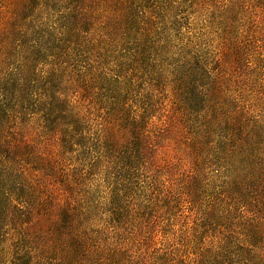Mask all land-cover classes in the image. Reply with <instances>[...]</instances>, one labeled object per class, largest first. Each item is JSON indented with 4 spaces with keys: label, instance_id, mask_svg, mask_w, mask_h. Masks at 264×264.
Instances as JSON below:
<instances>
[{
    "label": "rangeland",
    "instance_id": "obj_1",
    "mask_svg": "<svg viewBox=\"0 0 264 264\" xmlns=\"http://www.w3.org/2000/svg\"><path fill=\"white\" fill-rule=\"evenodd\" d=\"M263 154L264 0H0V264H264Z\"/></svg>",
    "mask_w": 264,
    "mask_h": 264
},
{
    "label": "trees",
    "instance_id": "obj_2",
    "mask_svg": "<svg viewBox=\"0 0 264 264\" xmlns=\"http://www.w3.org/2000/svg\"><path fill=\"white\" fill-rule=\"evenodd\" d=\"M220 95V92L218 90V88L216 87V85H212L211 87L208 88L207 93H206V111H207V120L206 123L204 125V140L205 137L210 133V126H213L215 124H217L219 121L218 120H222L225 118H222L218 112L217 109L212 111V109L215 107V105L213 104L214 102L218 101V97ZM227 119V118H226ZM240 136H243L240 138ZM239 138L237 140H234L232 137H230L227 142H234L236 144L233 143H229V149H225V152L223 150V154H224V160H227L229 163L231 164H236L239 163V160L244 157L247 158L249 157L250 159H255L257 161L256 155L253 154V152L257 149V147H255L256 145V140H257V133L255 132V129L248 131L246 133V135H240ZM204 148L209 149L210 148V143L206 144L204 142ZM225 148V147H224ZM214 149V147L212 148ZM264 157V154L261 156V158ZM261 170L264 171V169L262 167H260ZM252 175V171H250V176ZM255 177L258 181L263 180L264 178V172H257L255 174ZM246 176L243 175L240 178V182H244L246 180ZM231 183H236L235 180L232 178V180H230ZM264 186V184H263ZM260 200L262 201L261 203H263L264 201V196L261 198Z\"/></svg>",
    "mask_w": 264,
    "mask_h": 264
}]
</instances>
